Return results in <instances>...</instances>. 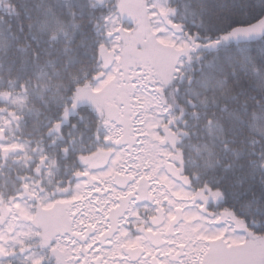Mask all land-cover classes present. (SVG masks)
<instances>
[{
    "label": "snow or ice",
    "instance_id": "1",
    "mask_svg": "<svg viewBox=\"0 0 264 264\" xmlns=\"http://www.w3.org/2000/svg\"><path fill=\"white\" fill-rule=\"evenodd\" d=\"M0 264H264V0H0Z\"/></svg>",
    "mask_w": 264,
    "mask_h": 264
}]
</instances>
